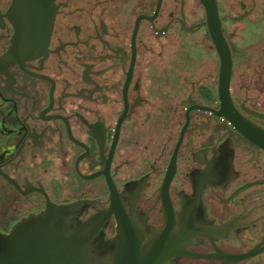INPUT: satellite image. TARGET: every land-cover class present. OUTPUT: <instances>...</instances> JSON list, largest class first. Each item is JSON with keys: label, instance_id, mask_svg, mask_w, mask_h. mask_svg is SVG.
Wrapping results in <instances>:
<instances>
[{"label": "flooded vegetation", "instance_id": "obj_1", "mask_svg": "<svg viewBox=\"0 0 264 264\" xmlns=\"http://www.w3.org/2000/svg\"><path fill=\"white\" fill-rule=\"evenodd\" d=\"M13 1L0 0L1 235L10 234L12 224L41 216L46 207L41 193L29 191L22 195L5 177L21 192H25L22 186L27 183L38 190L42 186L53 207L69 206L78 200L107 202L112 192L106 175L85 179L76 170V161L86 149L74 141L88 149L78 162L79 173L90 177L104 168L97 159V139L87 133L91 129L78 116L87 125L103 123L102 152L108 161L118 116L125 110L126 76L116 48L122 49L128 63L133 56L132 38L137 26L133 61L141 75L125 86L127 110L121 117L133 104L130 97L136 96L137 81L138 98L140 102L145 98L147 103L134 107L136 113L121 122L109 163L110 176L115 167L126 165L116 169L112 182L122 187L150 173L149 164L167 163L180 136L176 159L214 148L222 131L227 132L233 150L242 154L253 151L250 164L254 168L243 164L241 170L256 177L250 183L264 179V144L250 140L232 121L216 112L191 109L186 124L189 107L181 104L186 99L218 112L221 108L217 94L220 56L206 23H201L206 17L199 0H183L184 25L172 22L182 20L180 0H55L48 42L43 50L33 51L18 44ZM215 2L221 33L231 55V104L264 125V119L243 109L264 115V0ZM143 13L154 16L155 28L147 15L140 23ZM244 13L247 14L242 16ZM240 16L241 19H231ZM19 62L27 72L52 81V106L51 82L24 72ZM112 66L103 75H95ZM87 67L91 85L82 79ZM50 106L42 117H62L74 141L60 118H39Z\"/></svg>", "mask_w": 264, "mask_h": 264}, {"label": "water", "instance_id": "obj_2", "mask_svg": "<svg viewBox=\"0 0 264 264\" xmlns=\"http://www.w3.org/2000/svg\"><path fill=\"white\" fill-rule=\"evenodd\" d=\"M54 1H13L12 11L16 18V39L19 45L27 46L30 51L43 50L53 24ZM180 1L182 20L173 19L172 22L180 21L183 24V0ZM199 1L205 8L206 17L201 23H206L211 41L220 56L217 94L221 108L218 112L195 106V101L186 99L181 103L189 107L186 124L191 109L216 112L232 121L245 135L248 134L250 140L258 145L264 144V125L244 116L231 104V55L221 33L216 2ZM144 15L147 14L141 15L140 23ZM147 16L153 25L154 16ZM242 16L230 18L237 20ZM198 24L200 23L196 25ZM169 25H165V28ZM134 34L132 59L125 63L128 57H125L121 48H116L115 53L120 58V67L126 76L123 88L124 112L127 110L125 86L133 77L140 78L141 75L134 67ZM21 63L19 62V67L24 72L50 81L27 72ZM113 67L95 75H103V72ZM83 72V81L91 85L86 77L88 67ZM50 82L52 87L49 97L52 106L53 83ZM134 91L136 96L130 97L133 104L130 103L128 113L121 117L122 112L118 116L108 161L103 158L102 152L105 140L103 123L87 125L76 114L91 129L87 133L97 139L100 155L97 159L104 164L102 171L90 177L83 176L78 171V162L88 153V149L70 137L66 121L59 116L42 117L51 106L39 115L43 120L60 118L65 123L69 138L86 149V153L76 161L78 174L85 179L105 174L112 194L107 202L102 199L92 202L78 200L69 206L53 207L47 197L48 193L44 194L39 183L40 190L32 188L25 180L27 186H22L25 192H21L16 184L3 175L22 195L29 191L41 193L46 199V207L40 212L41 216H32L16 225L12 224L10 234H0V264H264V179L250 183L256 177L241 172L243 164L254 168L250 164L254 153L251 151L242 154L233 150L226 131L218 133L214 148L176 159L180 136L175 152L167 163L149 164L150 173L139 181L130 180L122 187L112 182L116 169L126 165L122 163L115 167V173L110 176L109 163L121 122L136 113L133 111L134 107H142L140 104L146 102L145 98H141L142 102L138 98L139 81L134 85ZM243 109L264 119V115ZM185 125L181 128V135ZM0 174L2 175L1 171Z\"/></svg>", "mask_w": 264, "mask_h": 264}]
</instances>
